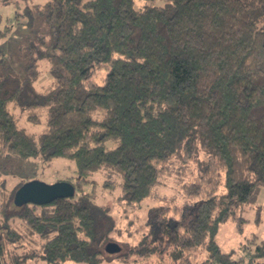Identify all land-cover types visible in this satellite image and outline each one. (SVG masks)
I'll return each mask as SVG.
<instances>
[{
    "label": "trees",
    "instance_id": "obj_1",
    "mask_svg": "<svg viewBox=\"0 0 264 264\" xmlns=\"http://www.w3.org/2000/svg\"><path fill=\"white\" fill-rule=\"evenodd\" d=\"M137 1L47 0L26 9L49 33L27 39L21 74L0 65V162L69 159L78 180L62 179L75 195L47 205L15 206L24 182L0 192V264H100L117 221L91 194L77 195L88 177H114L122 201L141 203L154 194L164 163L201 152L208 160L184 188L194 202L175 209L179 218L166 205L150 207L151 232L120 257L132 264L190 255L191 264L203 251L217 264H264L233 259L216 240L223 223L243 231L240 211L264 188V0ZM42 62L53 83L38 91ZM40 108L48 118L37 141L18 116L39 123ZM14 219L38 239L32 256L7 250L25 240L10 226Z\"/></svg>",
    "mask_w": 264,
    "mask_h": 264
},
{
    "label": "rangeland",
    "instance_id": "obj_2",
    "mask_svg": "<svg viewBox=\"0 0 264 264\" xmlns=\"http://www.w3.org/2000/svg\"><path fill=\"white\" fill-rule=\"evenodd\" d=\"M47 0H12L9 4L0 3V32L11 27V32L6 36L0 35V65L10 67L14 72L21 74L20 60H23V47L27 39L33 38L37 33L48 34L49 26L43 18L29 19L26 9L44 4ZM168 0H138L137 6H164ZM19 12L20 18L16 19ZM261 21L264 16H260ZM259 20V27L261 26ZM22 56V57H21ZM104 73L101 72V75ZM53 79L48 72L45 62H42L38 77L35 82L38 91H45L52 86ZM40 122L32 123L26 119V113H19V125L27 133L33 135L37 141L47 129L48 113L45 108L38 109ZM208 160V156L201 152L194 159L185 160L182 157H174L169 162L162 165L163 175L159 184L154 189L152 197L145 199L141 203H128L119 197L120 189L110 185L114 177H109L102 172L95 173L88 177L81 190V193L91 194L93 200L99 205L108 207L116 219V230L113 234V241L121 247V251L116 254H107L100 264H125L120 257L126 253L130 246L135 245L143 234L151 232L148 224V213L150 207L166 205L169 209V216L179 218V210L187 204L194 202L184 194L185 186L195 182L200 173L201 165ZM0 192L2 190L11 192L18 183H26L32 180H40L47 184H54L62 179L71 177L75 182L78 180L76 165L73 161L64 158H54L50 161L44 160L40 155L36 158L15 159L13 161L0 162ZM108 180V181H105ZM109 183V187L105 184ZM1 196V194H0ZM2 198L0 197V200ZM240 215L246 219L244 229L239 232L235 223L226 222L220 226L216 240L224 253H231L233 259H243L248 261L253 259L255 263H264V255L258 256V248H264V188L260 193L258 201L246 206L240 211ZM1 215V219H2ZM245 221V220H244ZM10 226L17 229L25 240L23 243L8 244L7 250L19 256L35 254L39 245L37 237L25 233L20 221L10 220ZM189 258H183L179 262H174L170 256L162 258L161 261H135L132 264H189ZM193 258V259H192ZM191 264H217L209 259L208 254L199 252L192 257ZM27 264H45L42 261L30 259ZM65 264H84L66 262ZM131 264V263H130Z\"/></svg>",
    "mask_w": 264,
    "mask_h": 264
},
{
    "label": "water",
    "instance_id": "obj_3",
    "mask_svg": "<svg viewBox=\"0 0 264 264\" xmlns=\"http://www.w3.org/2000/svg\"><path fill=\"white\" fill-rule=\"evenodd\" d=\"M76 189L74 185L67 181H59L54 184H47L40 180H32L24 183L14 195V205L21 207L26 204L47 205L57 199L72 198ZM108 254H116L121 251V247L114 242H110L105 248Z\"/></svg>",
    "mask_w": 264,
    "mask_h": 264
}]
</instances>
